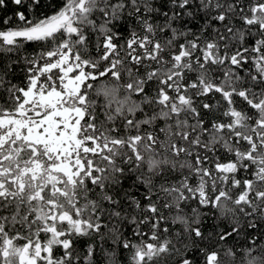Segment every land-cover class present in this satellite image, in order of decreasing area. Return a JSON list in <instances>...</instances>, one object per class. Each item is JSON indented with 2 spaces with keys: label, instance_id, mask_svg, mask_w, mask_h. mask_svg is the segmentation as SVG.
<instances>
[{
  "label": "snow or ice",
  "instance_id": "snow-or-ice-1",
  "mask_svg": "<svg viewBox=\"0 0 264 264\" xmlns=\"http://www.w3.org/2000/svg\"><path fill=\"white\" fill-rule=\"evenodd\" d=\"M0 264H264V0H0Z\"/></svg>",
  "mask_w": 264,
  "mask_h": 264
}]
</instances>
